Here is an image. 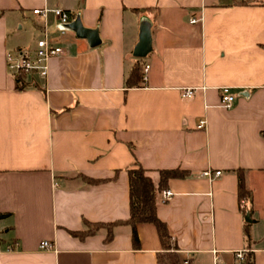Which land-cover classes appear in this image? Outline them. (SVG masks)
<instances>
[{
	"label": "crops",
	"instance_id": "0c3cea01",
	"mask_svg": "<svg viewBox=\"0 0 264 264\" xmlns=\"http://www.w3.org/2000/svg\"><path fill=\"white\" fill-rule=\"evenodd\" d=\"M43 6L73 17H50L64 53L17 89L5 56L34 47L31 10ZM77 20L98 45L77 36ZM144 22L147 80L126 87ZM136 163L155 185L160 170L187 172L162 189L169 200L156 194L181 264H264V0H0V264H157L155 226L136 224L135 247L126 223Z\"/></svg>",
	"mask_w": 264,
	"mask_h": 264
},
{
	"label": "trees",
	"instance_id": "16d2710c",
	"mask_svg": "<svg viewBox=\"0 0 264 264\" xmlns=\"http://www.w3.org/2000/svg\"><path fill=\"white\" fill-rule=\"evenodd\" d=\"M136 10V9H135ZM138 11V10H136ZM143 58H137L131 65L126 79V87H137L143 82ZM22 76H15L19 84L17 89H22L24 84H21ZM160 179L157 185L153 183L151 178L147 175L146 170L138 163L132 168L128 169L129 178V198H130V213L126 220L131 226V236L133 246H139V240L136 232V224L151 223L155 226L162 251L157 253V264H181L180 258L176 252L177 246L173 241L169 230L164 222H162L156 213V194L158 191L167 187V182L171 178H181L187 175V172L180 169H166L159 171ZM239 180V194L241 197L249 198L250 192L243 185L242 172H238ZM90 183L99 182V180L87 179ZM89 232L98 228L99 224H88ZM110 225V224H109ZM88 232V231H87Z\"/></svg>",
	"mask_w": 264,
	"mask_h": 264
},
{
	"label": "built area",
	"instance_id": "2783aa9c",
	"mask_svg": "<svg viewBox=\"0 0 264 264\" xmlns=\"http://www.w3.org/2000/svg\"><path fill=\"white\" fill-rule=\"evenodd\" d=\"M32 16L37 20V23L42 27V36L35 41V45L31 49H19L16 51H10L6 53L5 61L6 68L13 76H28L36 75L42 78L48 75V63L53 57L62 55L64 49L55 44L48 32V26L50 22V17L53 16L59 25H66L73 21V17L65 10L61 8H49L48 6H43L41 8H33L31 10ZM198 19L193 18L191 22H197ZM60 34H64L65 30L62 28L58 29ZM149 66L145 65L143 68L142 80L145 82L147 80V72ZM195 93L193 88H185L182 91L181 96L183 98H191ZM235 98L231 93L229 87L220 88V106L225 109H230L233 105ZM205 126V120H200L198 127L203 128ZM220 170L211 172L206 170L203 172V176L207 177L210 181L221 175ZM172 192L170 190H162L160 192V197L162 201H167L172 197ZM52 243L48 240H43L39 243V249L47 250L52 247ZM245 251L241 250L236 252V257L239 259L243 258ZM182 264H190L188 260H184Z\"/></svg>",
	"mask_w": 264,
	"mask_h": 264
},
{
	"label": "water",
	"instance_id": "95a60500",
	"mask_svg": "<svg viewBox=\"0 0 264 264\" xmlns=\"http://www.w3.org/2000/svg\"><path fill=\"white\" fill-rule=\"evenodd\" d=\"M73 30L77 36L85 38L90 46H96L99 44L100 39L96 30L84 28L79 20L72 23ZM152 49V38L150 24L144 22L140 26L138 42L133 48V56L136 58H145ZM245 220L249 221V214L245 216Z\"/></svg>",
	"mask_w": 264,
	"mask_h": 264
},
{
	"label": "rangeland",
	"instance_id": "374dc122",
	"mask_svg": "<svg viewBox=\"0 0 264 264\" xmlns=\"http://www.w3.org/2000/svg\"><path fill=\"white\" fill-rule=\"evenodd\" d=\"M33 30L29 34V39L36 41L39 38V33H38V31H35L34 28H33Z\"/></svg>",
	"mask_w": 264,
	"mask_h": 264
}]
</instances>
